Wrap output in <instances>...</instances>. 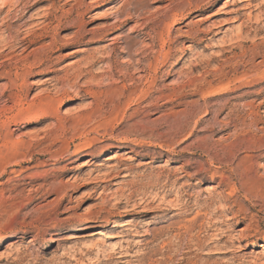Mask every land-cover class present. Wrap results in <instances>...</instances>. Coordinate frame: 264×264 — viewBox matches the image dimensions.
Masks as SVG:
<instances>
[{
  "label": "rangeland",
  "instance_id": "obj_1",
  "mask_svg": "<svg viewBox=\"0 0 264 264\" xmlns=\"http://www.w3.org/2000/svg\"><path fill=\"white\" fill-rule=\"evenodd\" d=\"M2 1L0 30L49 18L23 80L38 104L52 78L60 102L58 119L0 103L36 159L0 167V264H264V0ZM154 193L186 207L123 212Z\"/></svg>",
  "mask_w": 264,
  "mask_h": 264
},
{
  "label": "bare ground",
  "instance_id": "obj_2",
  "mask_svg": "<svg viewBox=\"0 0 264 264\" xmlns=\"http://www.w3.org/2000/svg\"><path fill=\"white\" fill-rule=\"evenodd\" d=\"M36 1V0H35ZM39 1V0H38ZM12 4H14V3H12V0H3L2 1V8H4V7H7L8 5L9 6H11ZM24 6H26V5H24ZM57 6V5H56ZM33 7V6H32ZM60 9V8H59ZM27 10V9H26ZM13 11V10H12ZM28 11V10H27ZM60 11H62V8H61V10ZM33 12V11H32ZM57 12V11H56ZM65 12V11H64ZM69 12V11H68ZM74 12V11H73ZM28 13V12H27ZM35 13V12H34ZM58 13V12H57ZM13 14V13H12ZM21 14V13H20ZM32 14V13H31ZM38 14V13H37ZM48 14V13H47ZM52 14V13H51ZM80 14H81V12H80ZM127 14V13H126ZM35 15V14H34ZM72 15V14H71ZM128 15V14H127ZM132 15H133V13H132ZM136 15V14H135ZM29 16H31V15H29ZM29 16H27V17H29ZM44 16V15H43ZM83 16V15H82ZM26 17V18H27ZM38 17V16H37ZM42 17V16H41ZM128 17H129V15H128ZM137 17L138 16H136V19H137ZM24 18V16H21V19H23ZM33 18V17H32ZM31 18V19H32ZM43 18V17H42ZM70 18V17H69ZM73 17H71V19H72ZM131 17H129L128 19H130ZM132 18H133V16H132ZM139 18V17H138ZM20 19V18H19ZM18 19V20H19ZM29 19V18H28ZM33 19H36L37 20V18L35 17V18H33ZM32 19V20H33ZM41 19V18H40ZM49 18L46 16V17H44V19L42 20V21H39L38 23H36L35 25H31V26H38L39 27V29H41L42 31H40L39 33H36V31H34L33 32V34L34 35H36V38H31L30 37V35L28 34V33H26V34H24L22 37H21V35H22V31L23 30H21V28H22V26H25L28 22H27V20H24L21 24H19V25H6L2 30H0L1 32V34H0V77L1 76H3V78H6L8 81H10V82H15L16 80H18V79H22V83H21V85L22 86H11L12 88L9 90H7L6 92H4V93H2V95L0 96V103H2V105L3 104H7V103H13L15 106H17V109H16V114H15V116L14 117H17V116H20V115H22V114H28V115H30L31 113H33V115H36V116H38V115H44V116H46V117H51V115H52V117L53 116H55V117H57V115H59V114H57L56 112V109L55 108H57V106L59 105V102L60 101H58L57 99L55 100V99H53V98H51L50 97V93L53 91V90H57V89H59L58 88V86H56L55 84H53V83H51L52 81H53V79L52 78H49V77H46V79H44L42 82H40L39 80L38 81H35L33 84H35V85H38V86H35L37 89L38 88H40V87H42V86H39V85H42V84H52V86H43V87H45V88H41V91H40V93H39V95H36V98H39L40 100H39V102H38V104H36V103H30V101H26V97H27V94L30 92V91H32V89H33V86H28L25 82H27V81H25V80H23L29 73H30V71H31V69H33V68H38V67H42V66H44L45 67V61H39L40 63L39 64H37V65H35L34 63L33 64H31L30 62H28L29 61V59H30V56H33L32 54L35 52V49H32L31 51H29L26 55H23L24 53H26L29 49H30V47L32 46V45H35V44H39L41 41H42V39H44V38H46V36H47V31L46 30H44V27H46V25L48 24L47 22V20H48ZM52 19H54V18H52ZM81 19H82V17H81ZM134 19V18H133ZM17 20V19H16ZM30 20V19H29ZM28 20V21H29ZM31 20V21H32ZM68 20V19H67ZM125 20V19H124ZM127 20V19H126ZM14 21V20H13ZM47 21V22H46ZM58 21V20H57ZM37 22V21H36ZM52 22V21H51ZM51 22H50V24H51ZM68 22V21H67ZM71 22V21H70ZM77 22V21H76ZM5 23V22H4ZM11 23V22H10ZM15 23V22H14ZM17 23V22H16ZM30 23V22H29ZM28 23V24H29ZM58 23V22H57ZM59 23H61V22H59ZM58 23V24H59ZM72 23V22H71ZM3 24V23H2ZM7 24H9V23H7ZM31 24V23H30ZM57 24V25H58ZM1 25V24H0ZM62 25V24H61ZM65 25V24H64ZM3 26V25H2ZM48 26V25H47ZM69 26V25H68ZM55 27V26H54ZM25 28V27H24ZM30 28V27H29ZM32 28V27H31ZM30 28V29H31ZM53 29V28H52ZM27 30V29H26ZM34 30V29H33ZM32 30V31H33ZM36 30H37V27H36ZM55 30V29H54ZM59 30V29H58ZM32 31H31V33H32ZM84 31V30H83ZM55 32H56V30H55ZM36 33V34H35ZM53 33V32H52ZM49 34V33H48ZM56 35V34H55ZM84 35H85V33H84ZM53 36V35H52ZM72 36V35H71ZM48 37V36H47ZM70 37V36H69ZM75 38V37H74ZM72 39V38H71ZM76 39V38H75ZM82 39V38H81ZM58 41V37H52L51 38V41H50V43L51 44H54L55 45V43ZM59 42V41H58ZM76 42V41H75ZM60 43V42H59ZM73 43V42H72ZM78 43V42H77ZM41 44V43H40ZM48 44V43H47ZM46 44V45H47ZM58 44V43H57ZM70 44V43H69ZM40 46V45H39ZM41 46H43V45H41ZM44 47V46H43ZM52 47V46H51ZM58 47V46H57ZM33 48V47H32ZM44 48H46V47H44ZM60 48V47H59ZM41 49V48H40ZM42 50V49H41ZM44 50V49H43ZM261 51H263V50H261ZM228 52V51H227ZM38 53V52H37ZM36 53V54H37ZM47 53V52H46ZM49 53V52H48ZM50 54V53H49ZM47 55V54H46ZM45 55V56H46ZM36 56V55H35ZM39 56H40V53H39ZM51 56V55H50ZM40 57H42V56H40ZM39 58V57H38ZM43 58V57H42ZM49 58V57H48ZM133 58V57H132ZM167 58V57H166ZM244 59V58H243ZM242 59V60H243ZM261 59V58H260ZM35 60H37V58H35L34 57V61ZM139 60V59H138ZM32 61V60H31ZM225 61V60H224ZM138 62V61H137ZM247 62H248V60H247ZM246 62V63H247ZM264 62V56H262V60L259 62V64L260 63H263ZM141 63V62H140ZM253 63H254V61H253ZM257 64V63H256ZM51 65V64H50ZM140 65V64H139ZM252 65V64H251ZM240 67V66H239ZM49 68V67H48ZM42 69V68H41ZM41 69H39V70H41ZM46 69V68H45ZM11 70H14V81H12L11 79V76H12V73H11ZM237 70V69H236ZM38 73V72H37ZM225 74V73H224ZM41 76V75H40ZM33 77V76H32ZM54 77V76H53ZM38 79V78H37ZM1 80V79H0ZM60 82V81H59ZM59 82H57V83H59ZM7 84V83H6ZM30 85V84H29ZM59 85V84H58ZM6 87V86H5ZM63 88H65V87H63ZM76 88V87H75ZM225 89V88H224ZM12 90H14V92L12 91ZM216 90V89H215ZM220 90V89H219ZM85 91V90H84ZM87 91V90H86ZM65 93H66V91H64ZM75 92V91H74ZM88 93V92H87ZM55 94H57V93H55ZM54 95V94H53ZM4 98V99H3ZM38 100V99H37ZM36 101V100H35ZM9 105V104H8ZM13 105V106H14ZM8 107V106H7ZM12 108V107H11ZM77 106L76 105H73L71 108H70V113L71 112H75L76 110H77ZM4 109H5V107H4ZM4 109H2L1 111H3ZM11 110H13V109H11ZM58 110V109H57ZM81 111V110H80ZM12 112V111H11ZM59 112V111H58ZM6 113V112H5ZM4 113V114H5ZM3 114V116H4V118H6L5 117V115ZM0 115H1V113H0ZM70 115V114H69ZM191 115V114H190ZM8 116H10V115H8ZM7 116V117H8ZM25 116V115H24ZM11 117V116H10ZM33 117V116H32ZM35 117V116H34ZM2 118V117H1ZM44 118V117H43ZM59 117H57L56 119H58ZM5 120H7V119H5ZM13 120H15V118L13 119ZM12 120V121H13ZM45 120V118L44 119H42V118H39L38 120H37V122L38 123H42V121H44ZM1 122V121H0ZM6 122V121H5ZM5 122H3V123H0V125H1V127L4 129V126H6V124H5ZM21 122V121H20ZM6 123H8V122H6ZM209 123V122H208ZM231 123H232V121H231ZM236 124H237V122H236ZM235 124V125H236ZM191 130V129H190ZM5 131V130H4ZM192 133V132H191ZM10 134H11V131H10V129H8L5 133H1L0 132V141H1V145H0V147H2V148H4L5 149V151H4V153H3V151H0V167H2L3 165V167H5V165L8 163V162H10V160L11 161H15V162H18V163H16V165H21L22 163H25V162H30V161H33V160H36V159H34L33 157H29V159H27L26 158V153L25 152H23L22 150H21V148L23 147V143L24 142H22V140H19V141H17V142H13V141H11V136H10ZM245 139V138H244ZM24 141V140H23ZM87 147V146H86ZM123 147V146H122ZM87 148H89V146L87 147ZM22 152H21V151ZM79 150V149H78ZM85 149H81L79 152H83ZM57 152V151H56ZM174 152V151H173ZM41 154V153H40ZM54 154V153H53ZM42 155V154H41ZM57 155H59L58 153H57ZM30 156V155H29ZM49 157H51V153H50V156ZM56 157V156H55ZM245 157V156H244ZM38 158V157H37ZM53 157V155H52V157H51V159L52 160H55L56 161V159ZM58 158V157H57ZM59 159V158H58ZM185 162V161H184ZM11 163V162H10ZM53 163V162H52ZM34 167H36V168H39V167H41V166H44V165H46V162L45 161H35L34 162ZM14 166V165H13ZM187 166V165H186ZM180 168V167H179ZM182 169H181V171L180 172H182V173H185V170H184V167L182 166L181 167ZM6 169H7V167H6ZM110 169H112V168H110ZM172 169V168H171ZM187 169V168H186ZM21 170V169H20ZM114 170V169H113ZM168 170V169H167ZM4 171V170H3ZM11 173H15V172H17L16 170H9ZM23 171V170H22ZM166 171V170H165ZM170 171H172V170H170ZM175 171V170H174ZM2 172V171H1ZM114 172V171H113ZM121 171H119L118 170V173H120ZM246 172V171H245ZM166 173V172H165ZM171 173V172H170ZM181 173V174H182ZM215 173V172H214ZM233 173V172H232ZM16 174V173H15ZM21 174V173H20ZM19 174V175H20ZM162 174V173H161ZM161 174H160V176H161ZM16 175H18V174H16ZM18 175V176H19ZM142 175V174H141ZM172 175H174V174H172ZM186 175H187V173H186ZM123 176H127L126 175V173L123 175ZM146 176V175H145ZM163 176V175H162ZM168 176V175H167ZM150 177V176H149ZM142 178V177H141ZM154 178V177H153ZM157 178V177H156ZM167 178V177H166ZM178 178V177H177ZM34 179V178H33ZM32 179V180H33ZM162 179V178H161ZM151 180V179H150ZM158 179H155V180H153V181H149V185H151V183H153V186L155 187L156 185H157V183H158V181H157ZM36 181V180H35ZM163 181V180H162ZM42 182L43 183H46V182H48L46 179H42ZM146 182H148V179L146 180ZM40 183V182H39ZM167 183V182H166ZM47 184V183H46ZM142 184V183H141ZM161 183H159V185H160ZM227 184V183H226ZM34 185V184H33ZM145 185V184H144ZM143 185V186H144ZM228 185V184H227ZM38 186V185H37ZM63 186V185H62ZM141 186V185H140ZM139 186V187H140ZM162 186V185H161ZM160 186V187H161ZM38 187H42V185L40 184V186H38ZM159 187V188H160ZM170 187H171V185H170ZM142 188V187H141ZM153 188V187H152ZM162 188H165V186L163 185L162 186ZM143 190H145V188H142ZM147 189V188H146ZM38 190V189H37ZM142 190V191H143ZM157 190V189H156ZM155 190V191H156ZM165 190H167V189H164V191ZM171 190V189H170ZM40 191V190H39ZM148 191V190H147ZM146 191V192H147ZM159 191H161V190H159ZM168 191V190H167ZM172 191V190H171ZM170 191V192H171ZM183 192V191H182ZM134 193V192H133ZM166 193V192H165ZM132 194V193H131ZM138 194V193H137ZM143 194H146L145 192L143 193ZM149 194H150V192H149ZM177 194V193H176ZM133 195H135V194H133ZM149 196V198H150V200L148 199V202H146V204H145V201L144 202H140L139 204H131V206L129 207H126V209L123 211L124 213H143V216H148V215H150L151 213H153L155 210H162L163 209V207L162 206H166L167 208H168V210H174V211H177V210H182L181 209V205H180V207L178 206V202H179V199H181V195L180 196H178L177 197V199L174 201V199H172L173 201H167L166 202V200L164 199H162V200H160V201H162L161 203H158L159 205L158 206H156V207H154L155 209H153L152 208V206H151V204L153 203V202H155L156 201V199H157V194L156 193H154L152 196H150V195H148ZM170 196V195H169ZM146 197V196H145ZM165 197V196H164ZM128 198V197H127ZM140 198H142V197H140ZM131 199V198H130ZM128 200V199H127ZM141 200V199H140ZM126 201V200H125ZM125 201H124V203H125ZM121 202V201H120ZM128 202V201H127ZM186 202V201H185ZM184 202V203H185ZM63 203V202H62ZM136 203V202H135ZM142 204H145V205H142ZM183 204V203H182ZM186 205V204H185ZM154 206V205H153ZM161 207H162V209H161ZM179 207V208H178ZM186 207V206H185ZM185 207L183 208V210L185 209ZM138 208H140V209H138ZM188 208V207H187ZM166 209V208H165ZM182 210V211H183ZM188 211H189V209H188ZM180 212V211H179ZM117 213V212H116ZM120 213V212H119ZM184 213V212H183ZM190 213V212H189ZM177 215H178V211H177V213H176ZM199 214V213H198ZM54 215V214H53ZM120 215V214H119ZM131 215V214H130ZM197 216V215H196ZM111 220H109V218H106V219H104V220H102V222H105V223H108V222H110ZM130 221V220H129ZM129 221H120V219H116V220H114L113 222H114V225H117V226H119V227H127V226H129L131 223L129 222ZM87 222H89V221H87ZM106 225H101V226H99L100 228H102L103 230L106 228L105 227ZM133 226V225H132ZM135 227V226H134ZM133 227V228H134ZM139 227V226H138ZM108 228V227H107ZM125 229H127V228H125ZM136 229V228H135ZM162 229V228H161ZM133 229H131V231H132ZM38 231V230H37ZM131 231H129V233L131 232ZM134 232V231H133ZM160 232V231H159ZM98 233V232H97ZM128 233V234H129ZM99 234V233H98ZM132 235V234H131ZM135 235V234H134ZM140 235V234H139ZM138 235V236H139ZM143 235V234H142ZM142 235H140V236H142ZM158 235V234H157ZM108 236V235H107ZM135 237V236H134ZM154 237V236H153ZM155 239V238H154ZM144 239H142V241H143ZM144 243V242H143ZM146 244V243H145ZM263 248H264V246H262ZM125 251V250H124ZM126 252V251H125ZM122 256L124 255L123 253L121 254ZM118 257H120V256H118ZM129 261V260H128ZM131 261V260H130ZM126 262V261H125ZM105 264V263H104ZM128 264H129V262H128Z\"/></svg>",
  "mask_w": 264,
  "mask_h": 264
}]
</instances>
